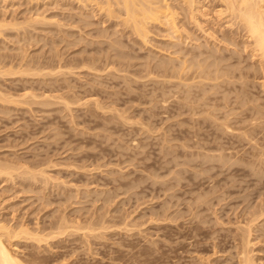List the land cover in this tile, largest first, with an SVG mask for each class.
I'll use <instances>...</instances> for the list:
<instances>
[{"label":"rangeland","instance_id":"1","mask_svg":"<svg viewBox=\"0 0 264 264\" xmlns=\"http://www.w3.org/2000/svg\"><path fill=\"white\" fill-rule=\"evenodd\" d=\"M115 1L0 0V225L45 239L21 234L13 251L35 264H264L251 38L218 0L199 24L181 10L147 37Z\"/></svg>","mask_w":264,"mask_h":264},{"label":"bare ground","instance_id":"2","mask_svg":"<svg viewBox=\"0 0 264 264\" xmlns=\"http://www.w3.org/2000/svg\"><path fill=\"white\" fill-rule=\"evenodd\" d=\"M174 1H177L178 5L172 4L171 1L169 0H116L115 2L116 4L120 5V7H122L124 13L126 14V18L123 22H126L127 24L128 23L131 24L134 29L133 31L138 33V35L140 34L141 37L142 36L147 37L148 36L147 35L148 34L147 25H149L150 22L165 18L168 21H170V23L167 21L168 24H170L171 26H174V25L176 26L177 25L176 23H178L176 21L178 20L180 13H182L183 11L189 12V14L186 12L189 15V18L191 20L193 19L194 21L198 23V16L200 14H203L201 11L202 10L201 8L204 6L203 0H174ZM218 1L221 2V5H222L218 13L220 14V16H222V19H225V22L227 23V25L231 28H233L234 25L236 26L238 25L242 27L246 31L247 37L251 38L253 42V46H254L253 49H255L254 51H257L259 53V56L261 57L260 58L261 68L264 71V0H218ZM108 10H109V7H108ZM109 12L111 11L109 10ZM184 12L183 14H186ZM156 22H159V21H156ZM3 24L4 25H1L0 27L2 26L6 27L4 22ZM9 25H12V24H9ZM2 33H3V30L0 33V35ZM163 65L165 66V64ZM11 99L13 100L14 96L13 98L11 97ZM11 99H9V102H11L10 101ZM2 100H5V99H2ZM5 170L3 171L5 172ZM4 172L1 171V173H4ZM6 172H5V175H6ZM21 234L26 235V236H28L29 234L32 236L30 237L31 239L34 238V240L36 239L37 241H40V242L41 240H45L42 237V235L40 236L39 233L36 234V233L29 231L27 227L26 228L22 227L19 231H16L13 229L11 230L9 227H6V225H0V264H35L32 262L31 263L26 262L25 260L21 259V257L19 258L17 254L15 253V249L14 251L12 249L14 248V246L12 247L13 241L15 240L14 238L21 236ZM243 253L241 254L244 255ZM247 255L248 257L244 256V259L241 260V262L243 261V264L262 263V262L257 263L256 261H254L255 259L252 260L253 259L252 257L249 258V254Z\"/></svg>","mask_w":264,"mask_h":264}]
</instances>
